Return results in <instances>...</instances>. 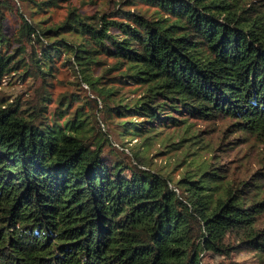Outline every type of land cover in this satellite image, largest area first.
I'll return each instance as SVG.
<instances>
[{"label":"trees","instance_id":"1","mask_svg":"<svg viewBox=\"0 0 264 264\" xmlns=\"http://www.w3.org/2000/svg\"><path fill=\"white\" fill-rule=\"evenodd\" d=\"M142 1L153 9L84 17L73 7L47 28L22 16L21 34L38 41L28 57L2 50L0 22V75L46 80L53 58L67 54L96 105L129 116L117 124L121 137L147 140L171 123L190 140L198 136L191 116L231 119L264 141V0ZM100 54L115 58L109 82L141 87L132 104H109L112 85L95 89ZM19 106L0 100V264H212L207 248L264 252V188L242 192L205 162L172 180L113 143L80 107L60 121L58 111L43 119L42 106ZM229 231L237 242L223 241Z\"/></svg>","mask_w":264,"mask_h":264},{"label":"rangeland","instance_id":"2","mask_svg":"<svg viewBox=\"0 0 264 264\" xmlns=\"http://www.w3.org/2000/svg\"><path fill=\"white\" fill-rule=\"evenodd\" d=\"M43 1L47 0H0V22L8 37L7 44L2 47L3 51L12 53L14 58H18L28 57L34 47L38 48V41L34 36L30 40L21 34L22 16L40 22L42 28H47L59 25L73 7L84 17H96L102 11L113 10L125 5L126 2L125 0H55V5L47 6L41 4ZM125 7L142 11L153 9L142 0H134ZM69 57L67 54L54 57L51 74L47 75L46 80L40 77H21L13 71L0 75V100L17 101L20 109L42 106L40 112L42 116H46L43 119H48L54 111H58L57 119L60 121L69 111L80 107L84 116L88 115L95 128L99 124L102 131L109 132V138L113 143L125 142L124 146L138 153L141 164L170 176L172 180L178 179L185 170L205 162L207 165L210 164L211 171L219 174L217 178L220 181L230 179L242 188V192L247 188H264V141L250 132L234 130L230 125L231 119L219 117L216 120H206L191 116L187 120L192 123L191 131L198 133V136L190 140L181 142L180 131L171 123L155 128L151 132L153 135L147 140H144L147 133L121 137L118 134L120 129L117 124L129 116H119L116 112L106 110L105 107L101 108L99 100L96 105L94 100L97 96L96 91L82 80L73 59ZM98 58L100 62L91 65L92 76L100 77L95 89L112 85L114 91L111 100L108 101L109 104L116 102L132 104L137 96L142 94L141 87L133 83L109 82L111 76L117 72L116 69H110L115 58L104 54H100ZM63 94H66L64 99L61 98ZM68 101L70 103L65 109ZM97 107L100 109L97 110ZM59 108H64V111H59ZM181 114L175 113V116L182 117ZM108 148L109 145L105 144L104 149ZM126 153L122 155L126 161H130L131 155L128 150ZM124 173L129 174L130 168H126ZM243 182L246 184L243 185ZM255 183L259 186H254ZM259 225L261 228L264 227L263 222ZM237 239L236 233L229 231L223 241L234 243ZM202 256L205 262L212 264H228L231 258L241 264H264V252L254 249H238L230 257L207 248L202 252Z\"/></svg>","mask_w":264,"mask_h":264}]
</instances>
